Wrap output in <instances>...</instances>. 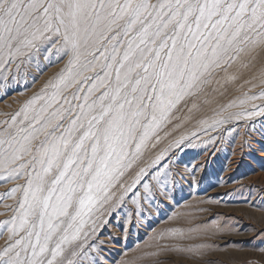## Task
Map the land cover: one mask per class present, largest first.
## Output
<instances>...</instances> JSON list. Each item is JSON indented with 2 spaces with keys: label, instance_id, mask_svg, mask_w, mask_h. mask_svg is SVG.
Returning a JSON list of instances; mask_svg holds the SVG:
<instances>
[{
  "label": "snow or ice",
  "instance_id": "obj_1",
  "mask_svg": "<svg viewBox=\"0 0 264 264\" xmlns=\"http://www.w3.org/2000/svg\"><path fill=\"white\" fill-rule=\"evenodd\" d=\"M48 45L69 57L65 69L0 129V170L26 177L11 190L22 199L4 221L0 264L82 261L113 189L156 147L150 140L159 142L174 110L196 108L216 70L264 61V0H0V68L26 72ZM232 115L245 113L224 119ZM185 139L140 167L129 187Z\"/></svg>",
  "mask_w": 264,
  "mask_h": 264
},
{
  "label": "rangeland",
  "instance_id": "obj_2",
  "mask_svg": "<svg viewBox=\"0 0 264 264\" xmlns=\"http://www.w3.org/2000/svg\"><path fill=\"white\" fill-rule=\"evenodd\" d=\"M48 47L41 49L38 66L33 61L26 72L17 74L15 64L0 68V129L65 69L69 57ZM213 75L197 107L189 112L188 103L174 110L173 120L159 130V142L150 140L156 147H149L113 189L102 223L84 244L87 256L81 261L69 255L74 264H264V114L246 115L264 107V61L249 67L237 62ZM77 87L64 95L71 100ZM233 113L245 115L224 119ZM181 136L186 139L179 147L170 148L140 184L129 187L140 167ZM25 180L9 179L0 170V248L9 238L4 221L22 199V190L14 196L11 190ZM144 183L153 185L152 193L145 192Z\"/></svg>",
  "mask_w": 264,
  "mask_h": 264
}]
</instances>
